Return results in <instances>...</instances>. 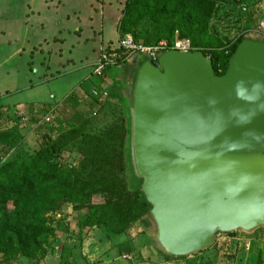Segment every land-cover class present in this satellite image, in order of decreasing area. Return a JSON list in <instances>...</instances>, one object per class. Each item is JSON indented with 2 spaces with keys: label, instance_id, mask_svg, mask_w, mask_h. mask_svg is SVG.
Here are the masks:
<instances>
[{
  "label": "rangeland",
  "instance_id": "obj_1",
  "mask_svg": "<svg viewBox=\"0 0 264 264\" xmlns=\"http://www.w3.org/2000/svg\"><path fill=\"white\" fill-rule=\"evenodd\" d=\"M178 1L187 5L176 12ZM135 2L132 14L137 21L122 33L119 24L131 0H0V166L19 157L31 158L43 149L42 156L52 168L71 173L88 192L125 198L142 185L131 149L130 89L135 59L118 61L110 67L115 73L106 72L98 78L102 83L97 85L104 84L101 90L107 93L104 101L98 102L79 87L85 79L78 69L89 67L84 56L91 48L101 44L93 49L100 54L103 49L117 47L125 35L144 43L188 38L196 50L213 58L220 73L237 42L264 40V0ZM62 27L68 28L73 41L75 37L83 41L78 45L72 42L71 47L64 42L71 57L65 48L64 52L62 47L54 48L53 41L58 45L65 40L56 35ZM61 53L66 54L67 63ZM51 54L52 59L60 56L58 62L69 66H59L58 71L51 66L50 72H45L46 55ZM81 59L85 66H78ZM73 60L76 67L71 66ZM74 85L72 98L71 92H65ZM52 104L59 106L50 124H30L42 116V108ZM97 146L105 169L93 178L86 156ZM85 164L88 167L83 168ZM140 207L139 195L127 219L128 228L117 243L100 226L81 241L70 205L49 212L44 216L49 229L38 241L40 248L34 245L32 255L25 256L12 241L0 252V264H264V226L250 231H217L210 246L177 258L159 245L149 217L141 232L143 220L134 221ZM12 208L10 202L4 204L6 213Z\"/></svg>",
  "mask_w": 264,
  "mask_h": 264
},
{
  "label": "water",
  "instance_id": "obj_2",
  "mask_svg": "<svg viewBox=\"0 0 264 264\" xmlns=\"http://www.w3.org/2000/svg\"><path fill=\"white\" fill-rule=\"evenodd\" d=\"M131 149L155 237L172 256L217 231L264 226V40L245 38L224 74L201 50L136 60Z\"/></svg>",
  "mask_w": 264,
  "mask_h": 264
},
{
  "label": "trees",
  "instance_id": "obj_3",
  "mask_svg": "<svg viewBox=\"0 0 264 264\" xmlns=\"http://www.w3.org/2000/svg\"><path fill=\"white\" fill-rule=\"evenodd\" d=\"M132 2L136 3L137 1L131 0L119 24V30L122 33L128 32L129 28L137 21V18H134V13L132 14V9H134ZM200 4L198 2L199 7L203 9ZM186 5V2L178 1L174 10L177 12L179 9H185ZM135 8L138 9L136 5ZM160 39L173 41L171 38ZM160 39L152 43H156ZM239 42L231 48L226 56L224 68L220 73L216 71L213 58L209 57L215 74H224L228 60ZM201 51L205 56H209L204 50ZM152 63L157 64L156 62ZM47 107L42 108L41 114ZM40 119L41 116L38 120L31 121L30 124H36ZM44 152L46 151L39 149L31 158L19 157L0 166V252L5 251L8 245L14 241L23 255H32V247L35 245L40 248L38 241L49 229L44 216L49 212L62 210L65 204H71L72 212L77 216L75 219L81 241L96 226L104 228L107 237L112 239L115 236L124 235L126 232L127 219L140 195L141 207L139 213L134 217V221L143 220L141 232H144L149 224L148 211L151 204L147 202L141 187L140 190L138 189L137 192L125 198L113 199L112 197L99 196L96 192L85 190L71 173H65L60 169L56 170L57 166L52 168V164L44 160L42 156ZM88 153L86 159L89 166L92 167L90 171L93 178H96V173L105 169L102 164L104 161L101 159L102 153L98 150V146L94 151L91 148ZM88 164H85L83 168L88 167ZM7 202L13 206L8 213L4 210V204ZM183 257L177 256V258Z\"/></svg>",
  "mask_w": 264,
  "mask_h": 264
},
{
  "label": "built area",
  "instance_id": "obj_4",
  "mask_svg": "<svg viewBox=\"0 0 264 264\" xmlns=\"http://www.w3.org/2000/svg\"><path fill=\"white\" fill-rule=\"evenodd\" d=\"M168 50H176L181 53L193 52L196 49L188 38H177L172 42L166 39H160L156 43L145 44L134 39L131 35H125L118 40V46L115 48H106L99 54L98 59L91 66V75L96 78L102 77L107 69L128 58L147 57L151 62L157 63V58ZM107 93L101 88H92L90 97L96 101L102 102L106 98ZM58 104H52L42 113L41 123L50 124L53 113L58 108Z\"/></svg>",
  "mask_w": 264,
  "mask_h": 264
},
{
  "label": "crops",
  "instance_id": "obj_5",
  "mask_svg": "<svg viewBox=\"0 0 264 264\" xmlns=\"http://www.w3.org/2000/svg\"><path fill=\"white\" fill-rule=\"evenodd\" d=\"M65 30V31H64ZM63 32V34H60V33H62ZM71 33V32H70ZM69 34V30H68V28L67 27H62V29L61 28H59V29H57V37L59 38V36L60 37H62L63 39H64V37H65V40H63L62 38H59V39H62L63 40V42L62 41H60V42H58L59 44L57 45V43L56 42H54L53 41V43H55V45H54V48H55V50H58V49H60V47H62V52H64V48H65V53L67 54V56H69V57H71L70 56V52H69V50H68V47L65 45L64 46V42L65 41H67L69 44L68 45H70V47H71V44H72V42H74L76 45H78V44H80L81 42H83V41H81V38H80V40L78 39L79 37H75V39H74V41L72 40V38H70V36L68 35ZM73 34V33H72ZM56 35H54L53 36V38L56 36ZM45 41H46V39H45ZM47 45V44H46ZM38 46H40V45H38ZM101 46V44H99V45H97L96 47H93V48H91V50L89 51V54L87 55V56H84V60H87L88 62H87V64L89 65V67H87V68H83V69H81V70H79L78 69V71H81V72H83V78L85 79L84 81H83V83L81 84V85H79V87H81V88H83V89H85V90H87V92H89L90 93V95H91V90H92V88H94V86H96L97 85V82L98 83H102V79L100 80V79H98V78H96V77H94L93 75H91V66H92V64L98 59V57H99V52H98V54H97V52H94L93 51V49H95V50H97L96 48L98 47H100ZM35 47V46H34ZM51 48H48L47 50L49 51ZM53 49V48H52ZM70 49V48H69ZM64 53V54H65ZM61 54H63V53H61ZM63 54V56H62V59L63 58H65L66 56V54L64 55ZM47 56V59H48V61H47V63H46V69H45V72H50V67L51 66H54V67H57V69L55 70V71H58L59 69H60V67L59 66H61V67H66V66H69V65H66L64 62H66L67 63V58H65V60H64V62H58V60H60L61 59V57L60 56H58V57H56V55L55 56H53V59H52V54H51V57H49L48 55H46ZM138 58H140V57H135L134 59V64H135V62H136V60L138 59ZM82 61V59L79 61L80 63H77L78 64V66L79 65H86V64H84L83 62H81ZM73 62H74V64L73 65H71V66H75V64H76V61L75 60H73ZM64 64V65H63ZM63 65V66H62ZM77 66V65H76ZM75 66V67H76ZM64 68H63V70H64ZM71 68V67H70ZM107 72V73H106ZM105 73L106 74H109V75H111L112 73H115L116 71L114 70V69H107V71H106ZM70 76V75H69ZM94 83H96V84H94ZM77 85V84H76ZM76 85H74L73 87H71L68 91H66L65 93H67V92H71L70 93V96L71 95H73V97L72 98H74V96H75V88L77 87ZM104 86V84H99V85H97V87L96 88H102ZM62 96V95H61ZM67 205H70V209H71V204H65L62 208H64V207H66ZM111 241L112 242H114V243H117V242H120V241H122V235H118V236H115V237H113L112 239H111Z\"/></svg>",
  "mask_w": 264,
  "mask_h": 264
}]
</instances>
